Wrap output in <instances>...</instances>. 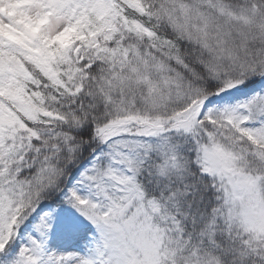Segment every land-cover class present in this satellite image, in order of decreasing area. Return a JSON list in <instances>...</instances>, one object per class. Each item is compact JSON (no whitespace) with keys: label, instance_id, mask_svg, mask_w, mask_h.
Masks as SVG:
<instances>
[{"label":"snow or ice","instance_id":"6c2138e0","mask_svg":"<svg viewBox=\"0 0 264 264\" xmlns=\"http://www.w3.org/2000/svg\"><path fill=\"white\" fill-rule=\"evenodd\" d=\"M0 264H264V0H0Z\"/></svg>","mask_w":264,"mask_h":264}]
</instances>
